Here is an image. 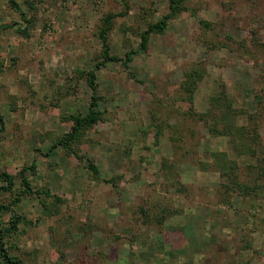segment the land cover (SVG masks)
Returning a JSON list of instances; mask_svg holds the SVG:
<instances>
[{"label":"rangeland","instance_id":"374dc122","mask_svg":"<svg viewBox=\"0 0 264 264\" xmlns=\"http://www.w3.org/2000/svg\"><path fill=\"white\" fill-rule=\"evenodd\" d=\"M16 2L35 22L29 37L16 34L14 24H25L0 0V28L9 26L0 29V169L16 175L33 165V189L63 204L48 215L40 202L51 198H23L12 209L24 220L6 237L8 251L26 264H264V194L229 192L212 168L216 154H225L239 182L263 189V122L255 152L244 154L232 136L184 120L188 104L179 98L194 72L202 77L194 111L206 114L210 98L224 90L238 126L254 118L255 97L264 91V0H189L163 34L150 36L147 51L127 66L99 69L102 18L119 15L108 44L124 59L168 12L169 0ZM200 21L212 24L207 38ZM89 71L104 120L72 145L79 161L50 147L70 130V116L88 112ZM1 220L9 227V215Z\"/></svg>","mask_w":264,"mask_h":264},{"label":"trees","instance_id":"16d2710c","mask_svg":"<svg viewBox=\"0 0 264 264\" xmlns=\"http://www.w3.org/2000/svg\"><path fill=\"white\" fill-rule=\"evenodd\" d=\"M8 4L11 8H13L20 16L21 21L25 24L23 27L18 23H15V32L16 34L23 36L25 38L29 37V32L27 27L35 22V18L30 16L27 18L19 4L16 0H7ZM189 0H169L168 3V12L164 14L156 23H151L147 26V28L141 32L139 35V48L137 51L126 52L124 59H121L117 56H113L110 54V46L108 44V35L112 30V22L119 15H106L101 20V28L97 33V37L102 46L101 59L95 65V68L99 69L101 67L106 66L108 63H122L125 66L132 61V55H136L139 52H145L148 49L150 36L152 34H163L170 21L176 18L183 10H187V3ZM30 8H33V5H29ZM200 31L203 38H207L208 31L211 29L212 24L207 21L199 22ZM9 26L1 27L0 29H6ZM203 44V43H202ZM206 42L205 45L206 46ZM241 49H244L243 47ZM248 52V51H245ZM259 61V57L257 59ZM1 66V62H0ZM264 66V62H263ZM86 83L89 89L91 90L90 96V104L88 107V112L84 116H70L69 121H71L72 126L70 130L60 137L57 141L53 143L50 147V152L55 150L58 147H61L64 150H68L71 152L74 157L82 161L83 157L81 155H77L75 151L72 150V145L80 144L82 141V136L92 129L95 125H98L103 122V114L98 109V101L99 97H97L96 91V74L95 71H89L85 73ZM202 77L200 75H196L193 73L185 75V80L181 86V97L180 99H184V103L188 104V107L181 112V117L186 121L194 120L196 123L201 122L206 129L212 135L215 136H232L236 139V146L239 148L240 152H255V144L256 139H258V129L260 122L264 124V91L258 94L255 97L256 102V112L254 113V118L249 117L248 124L238 126L234 117L237 112L233 109L230 101L227 99L224 90H221L218 96H214L210 98V106L211 109L206 114H199L194 111L193 108V93L197 88L199 82ZM241 115V114H240ZM4 130V122L3 116L0 113V132ZM161 132V131H160ZM248 150H242L243 148ZM251 156L250 153L247 154ZM222 157V159L220 158ZM225 157V159H223ZM85 158V157H84ZM221 178H224L227 182L226 190L229 192H239V196H245L249 193V191L262 192L264 194V187H260L257 183L252 187L247 186L239 182V175L232 166V163L226 160L225 154L218 153L215 156V161L213 162L212 167ZM86 169H88L90 175L95 179H100L99 170L95 164L91 161H88L86 165ZM33 171V165L30 167L21 168L16 175L10 173L5 169H0V224L1 219L4 216H10V222L8 223L9 227H4V224H1L0 228V264H26L21 258L18 256L12 255L8 248L5 246V239L11 234H17L19 232V226L24 220L22 217L15 215L12 209L17 206L23 198L27 197H40L44 196L46 199L51 198V202L47 203L45 199H41V206L43 212L52 215L57 214L58 206L63 204V199L57 196L50 197V193L48 190H37L35 191L31 186L28 171ZM261 177L264 178V166L261 171ZM113 182V179H111ZM103 182H107L106 180ZM114 183V182H113ZM17 184L19 187H17ZM115 184V183H114ZM5 195H8L10 199L2 202L1 198ZM256 195H258L256 193Z\"/></svg>","mask_w":264,"mask_h":264}]
</instances>
